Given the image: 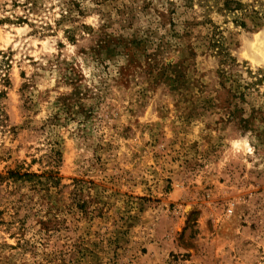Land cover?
Here are the masks:
<instances>
[{
    "label": "rangeland",
    "instance_id": "1",
    "mask_svg": "<svg viewBox=\"0 0 264 264\" xmlns=\"http://www.w3.org/2000/svg\"><path fill=\"white\" fill-rule=\"evenodd\" d=\"M213 1L0 0V264H264V27Z\"/></svg>",
    "mask_w": 264,
    "mask_h": 264
},
{
    "label": "trees",
    "instance_id": "2",
    "mask_svg": "<svg viewBox=\"0 0 264 264\" xmlns=\"http://www.w3.org/2000/svg\"><path fill=\"white\" fill-rule=\"evenodd\" d=\"M198 2V4H205V10H209V7L206 2L208 0H181L183 7H190L193 3ZM213 6L216 7L217 13L222 16L231 17L232 24L235 28H239L242 30H254L261 27H264V1L263 0H254L250 3H242L239 0H221V1H213ZM204 28H206V36L204 37V41L206 46L210 52H213L215 56L219 58V62L222 65V70L218 72L219 78L221 79L220 86L225 91L227 95V101H229L230 107H234V109H238V105L244 104L247 96H251L253 94L252 89L261 83L262 78L258 79L253 84H247L244 87L233 89V73L232 69L237 65L236 60L231 56L228 49L223 45L224 37L219 31V28L215 26L211 20L204 19L202 24ZM189 26H185L181 32L182 35L189 34ZM177 38L180 39L182 35L176 33ZM127 50V48H126ZM128 51V50H127ZM129 52V51H128ZM128 53L127 55H129ZM193 55V53H191ZM238 66V65H237ZM157 68V66H151L149 69L153 70ZM160 80L170 87L171 90L177 88L178 84L181 81L182 75L179 67H173L172 64H164L158 69ZM1 97V93H0ZM231 101L234 102L232 106ZM228 105V106H229ZM246 119L243 117L240 118L239 123L245 124ZM54 171H49L48 180H56V177H53ZM9 177H43L37 175L24 174L19 175L18 173H9ZM41 183V182H40Z\"/></svg>",
    "mask_w": 264,
    "mask_h": 264
},
{
    "label": "built area",
    "instance_id": "3",
    "mask_svg": "<svg viewBox=\"0 0 264 264\" xmlns=\"http://www.w3.org/2000/svg\"><path fill=\"white\" fill-rule=\"evenodd\" d=\"M229 213L231 212V211H228Z\"/></svg>",
    "mask_w": 264,
    "mask_h": 264
}]
</instances>
